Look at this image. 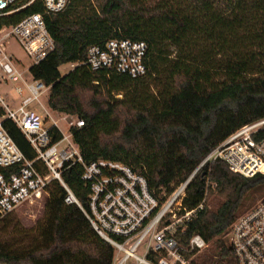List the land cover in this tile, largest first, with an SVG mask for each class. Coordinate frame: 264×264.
<instances>
[{
	"label": "trees",
	"instance_id": "trees-1",
	"mask_svg": "<svg viewBox=\"0 0 264 264\" xmlns=\"http://www.w3.org/2000/svg\"><path fill=\"white\" fill-rule=\"evenodd\" d=\"M33 14L45 16L55 50L29 73L50 87L51 110L83 122L70 132L84 163L121 162L144 176L156 196L185 182L238 129L264 118V0H72L57 15L35 0L1 18L0 29ZM111 39L147 43L145 76L89 69L88 49ZM68 64L76 67L62 75ZM3 128L28 160L36 158L13 122ZM50 134L54 142L63 137L55 127ZM205 173L217 186L184 242L198 234L210 244L193 264H237L227 233L264 196V175L245 178L217 159L188 187L189 211L204 200ZM82 175L83 166L72 164L63 180L87 208ZM49 194L38 236L26 246L0 240V264H112L114 249L78 205L65 202L62 185L52 183Z\"/></svg>",
	"mask_w": 264,
	"mask_h": 264
},
{
	"label": "built area",
	"instance_id": "built-area-1",
	"mask_svg": "<svg viewBox=\"0 0 264 264\" xmlns=\"http://www.w3.org/2000/svg\"><path fill=\"white\" fill-rule=\"evenodd\" d=\"M27 1L22 7L17 5ZM35 0H0V19L19 12ZM46 14L64 12L72 0H42ZM13 39L35 66L55 50L42 14H33L20 23L0 29V67L8 81L16 84L17 98L0 94V219L18 209L46 199L49 188L58 182L67 192L66 203L76 204L95 232L114 249L112 264H193L210 244L198 234L187 242L188 225L204 209L209 189H215L209 173L204 200L193 210L184 208L187 189L196 175L217 159L233 173L245 178L264 175V118L244 125L216 148L183 183L156 196L147 179L117 161L99 159L85 164L71 132L53 141L50 130L35 109L50 87L32 77L26 78L5 53V41ZM148 45L143 41L111 39L88 49L85 64L93 72H107L139 79L147 73ZM76 66V64H73ZM29 68V69H30ZM10 120L23 133L36 153L28 160L7 131ZM83 125L77 122V127ZM56 128V127H55ZM72 164L83 166L82 180L89 189L84 208L63 180ZM228 243L237 264H264V198L239 216L229 228Z\"/></svg>",
	"mask_w": 264,
	"mask_h": 264
},
{
	"label": "rangeland",
	"instance_id": "rangeland-1",
	"mask_svg": "<svg viewBox=\"0 0 264 264\" xmlns=\"http://www.w3.org/2000/svg\"><path fill=\"white\" fill-rule=\"evenodd\" d=\"M5 53L12 56L13 63L20 72L25 73L26 78L31 77L29 73L31 62L15 40L5 41ZM233 53L231 52L230 57L235 59ZM2 56L3 53L0 52V59ZM75 67L73 64L62 66L60 72L62 75H66ZM15 86V83L8 81V77L0 67L1 96L6 97L8 100L16 99ZM49 93L42 98L43 106H36L35 109L42 116L47 127H56L63 135L69 134L71 128L77 126V122L80 120L76 116H68L51 110L48 106ZM256 198L258 203L264 196H256ZM46 199L18 209L7 218L8 220L3 218L5 221H0V240L3 243L14 244L15 246H26L32 239L36 238L45 222Z\"/></svg>",
	"mask_w": 264,
	"mask_h": 264
}]
</instances>
